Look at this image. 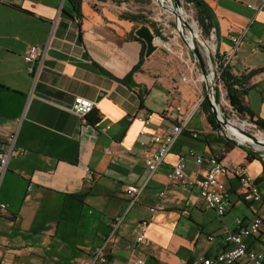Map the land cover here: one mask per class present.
<instances>
[{"label":"crops","instance_id":"1","mask_svg":"<svg viewBox=\"0 0 264 264\" xmlns=\"http://www.w3.org/2000/svg\"><path fill=\"white\" fill-rule=\"evenodd\" d=\"M148 1L80 0L76 13L69 0H0V151L10 144L21 150L0 172V201L7 205L0 215V264H86L118 217L105 264H201L200 258L228 246L223 231L234 230L236 219L261 216L264 236L262 161H246L245 147L234 144L221 159L229 207L220 217L195 186L170 179L179 155L190 148L215 155L227 139L207 119L206 87L192 80L200 68L193 58L166 53L156 39L129 85L118 81L141 51L130 33L142 24L122 15H144L130 4ZM203 1L215 23L218 55L242 36L227 66L234 75H248L244 103L264 120V1ZM31 45L46 48L35 76L23 60ZM76 96L94 102L84 116L71 108ZM144 112L153 113L148 124L133 119ZM179 123L182 131L149 173V138ZM203 169L186 159L187 175L200 177ZM242 169L261 190L259 201L242 199ZM128 184L142 187L130 207ZM139 234L144 239L138 242ZM247 241L264 252L257 238Z\"/></svg>","mask_w":264,"mask_h":264},{"label":"built area","instance_id":"2","mask_svg":"<svg viewBox=\"0 0 264 264\" xmlns=\"http://www.w3.org/2000/svg\"><path fill=\"white\" fill-rule=\"evenodd\" d=\"M186 5L190 6L192 5V3L186 2ZM149 17L150 16H148V18ZM241 37V35L232 37L233 47L229 52H226L224 55L220 56L217 53L216 29L214 27L211 28V31L208 35L200 33V39L198 40L201 45L199 46L201 49V53L203 56L204 54L206 55L208 59V65L209 62L211 63V69L212 65L214 64L215 72L211 70L212 79L216 77V80H218V68L220 64H222L223 66L227 65L232 52L240 42ZM45 50V46L43 47L39 45H31L23 54V60L27 65V71L32 73L34 76L36 75L38 68L45 56ZM193 60L194 64H198L195 57H193ZM198 69L200 70V68ZM199 70L196 76H194L195 71L192 73V80L202 82L203 78ZM181 79L186 81L187 77L184 75L181 77ZM217 83L218 84L214 83V85L221 86L220 82L217 81ZM211 98H215L216 100L214 90H212ZM224 102L227 104L226 101ZM93 105L94 102L92 100H89L88 98L82 96H76L71 102V108L79 116H84L92 109ZM228 107L232 109L230 104L228 105ZM232 111L234 112L233 109ZM221 114L223 116V113ZM152 118L153 113L151 112L139 113L133 117V119H136L143 124H148ZM252 125L255 126L253 123ZM182 127L183 126L181 123L175 124L174 126L169 128L166 133H156L149 138V141L153 145V150L145 158V164L148 168L149 173H152L155 168L159 164H161L172 143L175 141L178 134L182 131ZM220 128L222 129L220 130L221 135H225L228 138L238 140L234 133L230 132L224 127ZM140 133L143 134V130H140ZM19 154H21V150L19 148H15L13 144H10L6 149L1 147L0 172L2 173L6 170L8 158L10 156H16ZM187 158H192L196 164L204 166L203 173L200 177H192L186 174L185 161ZM262 160L264 161V157H262ZM227 172L228 168L222 163L221 160H218L215 155L203 156L197 153L194 149L190 148L183 155H179L177 157L175 164L172 166L170 179L177 182L182 187L195 186L198 189L199 195L202 198L205 206L209 209H212L215 214L220 217L226 212L229 207L227 192L228 189L220 180V177L227 174ZM237 174L239 182L243 186H245L242 199L244 201H259L261 199V190L253 184L252 177L247 173V171H245V169L238 170ZM141 188V186H137L134 184H128L124 187V194L127 199V207H130L137 201ZM164 190L165 187H163V189L161 190V195L164 193ZM6 212L7 205L4 202L0 201V215L6 214ZM119 221L120 217L116 218L112 222L110 233L101 244L93 248L91 259L86 264L107 263V256L104 253V249L107 241L110 239V236L113 234ZM261 225V216L254 217L248 223H243L240 219H236V228L234 230L225 229L223 231L224 241L228 244V246L224 250L219 251L214 255L204 256L200 258L201 264H264V252L262 250L251 248L247 241V238H257L261 243H264V236L259 235ZM208 238L211 239L212 236H208ZM143 239V234H139L136 238L138 242L142 241ZM141 263V259H136L132 263L126 264Z\"/></svg>","mask_w":264,"mask_h":264},{"label":"rangeland","instance_id":"3","mask_svg":"<svg viewBox=\"0 0 264 264\" xmlns=\"http://www.w3.org/2000/svg\"><path fill=\"white\" fill-rule=\"evenodd\" d=\"M141 3L140 2H137V3L132 2L130 4V6H131L130 9L135 11V12L136 11L140 12V11L144 10L145 11L144 15H146L147 17L150 16L149 20H151L155 23V27L160 30L162 36L164 37V40H162L158 36H156V39L161 40V42H162L161 44H159V46L162 47L166 53L177 55V56L181 57V59H183V60L192 59L194 57V55H193L192 51L190 50V48H191V46H193V43H191L190 40L188 39L189 42H188V46H187L181 38V35L184 38H186V40H187V37L190 38V36H188V31L189 32L191 31L190 26L187 27V26L181 24L183 34L182 33L180 34L179 30H178L179 25L177 23V20L175 17H173L167 11V8H166L167 4L164 3L165 5L160 6L159 4L156 3L155 0H149L148 2H146V5H142ZM181 5H182L181 7L184 9V13L186 15L188 22L193 21L197 25V36L194 35L193 38L195 39L196 44L198 46H201L198 39H200V33H202V34H204V33L202 32V30H201V28L198 25V22L196 20L195 8L193 7V5H190V6L186 5L185 0H181ZM136 6H138V7H136ZM198 34H199V36H198ZM155 42H157V41L155 40ZM203 57H204V62H205V66H206V72L208 74L211 73V70H213L215 72L214 64L212 65V69H211V63L209 62V65H210V67H209L208 59H207L206 55L204 54ZM197 74H198V72L196 74H194V76H196ZM205 79L207 80V85H208L210 94L212 93V90L215 91V95L217 92L218 97L216 99V104L218 105L219 109L216 107V111L219 112L218 113L219 115L222 112L223 113L222 117L224 119H230V121L233 122L234 124L235 123H244L243 130H245L246 132H249L252 134L253 133L264 134V130L257 129L256 126H253L252 123L247 118H242V117L238 116L237 113L233 112L232 109H230L228 107L229 103H228V100L226 99L225 88L222 86V84H221V86L214 85V83L215 84H218V83H217L216 77H214V79H212V73H211L210 79L209 78H205ZM200 83H201V86L204 90V86L206 87L205 82L202 81ZM224 101H226L228 105ZM245 139L246 140L243 141L244 143L241 142V143H243V145H242L243 147L248 148L252 152H256L261 157H264V149H256L254 147V145L250 142V139L249 140L247 138H245Z\"/></svg>","mask_w":264,"mask_h":264},{"label":"trees","instance_id":"4","mask_svg":"<svg viewBox=\"0 0 264 264\" xmlns=\"http://www.w3.org/2000/svg\"><path fill=\"white\" fill-rule=\"evenodd\" d=\"M73 6V9L76 13H79L80 11V0H69ZM186 2L192 3L193 7L195 8L196 12V20L198 22V25L200 26L202 32L205 35H208L211 31V28H215V23L210 11V8L203 0H185ZM123 18L138 22L140 24H147L149 28H151L153 34L155 36L160 37L162 40H164V37L162 36L160 30L155 27V23L146 15L140 14V13H126L122 15ZM130 37L134 38L141 42V51L139 56V61L137 64H135L130 72L125 75L123 78L118 79V81L128 84L131 81L132 74L140 69V65L144 59V52H145V43L136 37L134 35V31L130 33ZM161 41V40H159ZM103 72H106L102 70ZM219 75H218V82L222 84V86L225 88L226 91V99L228 100V103L230 104L231 108L234 110L235 113H237L238 116L242 118H247L250 122L254 123L257 129L264 130V120L261 118H254V114L248 109L246 104L243 100V95L245 93L244 85L247 82L248 75H234L231 73L229 67L227 65L223 66L220 64L219 68ZM146 90H144L143 93H145ZM139 100H142V93L138 91ZM216 99H217V92H216ZM204 104H207V99H204L202 101ZM204 106V105H203ZM207 112V119L212 124V126L215 125V118L213 114L211 113L210 109L206 107ZM234 147V142L226 139L225 144L220 152L216 153L215 156L218 160H221L226 152H228L230 149ZM245 160L251 161L252 159H260L262 161V176L259 178V180L264 179V161L262 160V157L258 155L256 152H252L248 148H245ZM255 181H258L255 180ZM82 196V195H81ZM186 264H193V262L190 260Z\"/></svg>","mask_w":264,"mask_h":264},{"label":"water","instance_id":"5","mask_svg":"<svg viewBox=\"0 0 264 264\" xmlns=\"http://www.w3.org/2000/svg\"><path fill=\"white\" fill-rule=\"evenodd\" d=\"M155 1L160 6H161L162 2H164L165 4H167V11L173 17H175L179 21H181V23L183 25L189 27V23L190 22H188L186 16H182L177 11V9H179L182 6L181 5V0H173V4H171L168 0H155ZM134 35L136 37H138L139 39H141L145 43V52H144V56L145 57H148L157 48V43L155 42L156 36L153 34V32L151 31V29L146 24H142L139 27H137L134 30ZM188 36H190V32L189 31H188ZM181 38L184 41V43L188 46V42H189L188 38L189 37H187V40H186V38H184L181 35ZM191 41L193 43V47H191L190 50L192 51L194 57L196 58V60L198 62V65L200 67L201 76L203 78V81L206 84L205 98L207 99V102L209 104V109H210L211 113L213 114V116L215 118L216 125L218 127H224L225 129L229 130L227 126L229 124L233 123V122H231L228 119H224L222 117V114H220V117L217 115L216 107L218 108V106L216 105L215 98L214 99L211 98V94L212 93L210 94L209 88H208V85H207V80L205 79V75H207L208 73L206 72V66H205V62H204V57H203V55L201 53L200 47L196 44L195 39L194 38H191ZM243 131H244V133L246 135H248L250 138H252L253 140H255V138L253 137V134L252 133L246 132L245 130H243ZM228 139L231 140V141H233L234 144L237 145V146H242L243 145V143L239 142L238 140H235V139H232V138H228Z\"/></svg>","mask_w":264,"mask_h":264},{"label":"bare ground","instance_id":"6","mask_svg":"<svg viewBox=\"0 0 264 264\" xmlns=\"http://www.w3.org/2000/svg\"><path fill=\"white\" fill-rule=\"evenodd\" d=\"M171 4H173V0H168ZM169 4V3H168ZM162 6L165 5L164 2H162L161 4ZM167 8V6H166ZM178 13L181 14L182 16H186L185 13H184V9L182 7H180L179 9H177ZM177 23L179 25L178 27V30H179V33L181 34L182 33V27H181V21H179L177 18ZM189 26L191 28V31H190V38H188L190 40V42L192 43L191 41V38H193V36H197V25L195 22H190L189 23ZM183 34V33H182ZM193 47V46H191ZM212 73V72H211ZM211 73L210 74H207L205 75V78H211ZM217 112V111H216ZM219 112H217V115L220 117V115L218 114ZM228 129L230 132L234 133L236 135V137L238 138V141L239 142H243L244 140H246L245 138H247L248 140L250 139V142L254 145V147L256 149H264V134H256V133H253V137L255 138V140H253L252 138H250L248 135H246L243 131V128H244V123H231L229 124L228 126ZM242 135V136H241ZM245 138H244V137ZM247 140V141H248ZM249 142V141H248Z\"/></svg>","mask_w":264,"mask_h":264}]
</instances>
